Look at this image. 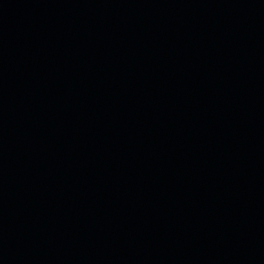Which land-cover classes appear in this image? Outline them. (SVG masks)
<instances>
[{
	"label": "water",
	"instance_id": "1",
	"mask_svg": "<svg viewBox=\"0 0 264 264\" xmlns=\"http://www.w3.org/2000/svg\"><path fill=\"white\" fill-rule=\"evenodd\" d=\"M0 264H264V0H0Z\"/></svg>",
	"mask_w": 264,
	"mask_h": 264
}]
</instances>
